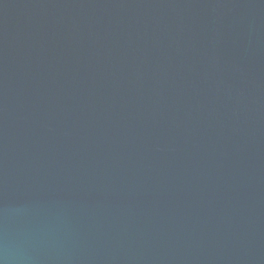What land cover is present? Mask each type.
<instances>
[{
	"label": "water",
	"instance_id": "obj_1",
	"mask_svg": "<svg viewBox=\"0 0 264 264\" xmlns=\"http://www.w3.org/2000/svg\"><path fill=\"white\" fill-rule=\"evenodd\" d=\"M0 264H264V0H0Z\"/></svg>",
	"mask_w": 264,
	"mask_h": 264
}]
</instances>
